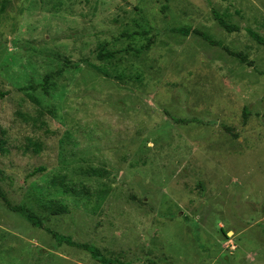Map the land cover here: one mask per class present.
<instances>
[{
  "label": "rangeland",
  "instance_id": "1",
  "mask_svg": "<svg viewBox=\"0 0 264 264\" xmlns=\"http://www.w3.org/2000/svg\"><path fill=\"white\" fill-rule=\"evenodd\" d=\"M0 125V264H264V0H0Z\"/></svg>",
  "mask_w": 264,
  "mask_h": 264
},
{
  "label": "trees",
  "instance_id": "2",
  "mask_svg": "<svg viewBox=\"0 0 264 264\" xmlns=\"http://www.w3.org/2000/svg\"><path fill=\"white\" fill-rule=\"evenodd\" d=\"M214 16L216 18V20L219 22V24L225 28L228 32H235V31H239L241 29V27L239 25L230 23L228 21H226L217 11L214 10ZM176 32H179L181 34L184 35H188L189 33L192 32V30L190 28H177L175 29ZM193 32L199 36H201L205 41H207L208 43L212 44V45H219L222 46L224 49H226L230 54H232V52L223 44H221L219 41H216L215 39H213L210 35H208L207 33L201 31V30H193ZM144 33H147V30H144ZM249 33L251 34L252 37H254L255 39H257L259 42H263V39L261 38V36L255 32L254 30L249 29ZM113 54L112 53H100L99 54V58H112ZM58 73V72H55ZM54 73H48L45 77H44V82L42 84H39V87L45 92L48 93V89L50 86V77L51 75ZM38 86L36 85H31V86H26L23 87L22 89L24 90H35ZM3 96V94H1ZM28 97L31 99V101H33L34 103L40 105L39 100L31 93H27ZM25 117V116H24ZM27 121L29 120H33L35 122H37L38 118H33L31 116H27L26 118ZM42 125H46V122H41ZM0 132L4 135L6 134V130L4 128H2V126L0 125ZM31 146L33 147L34 152L39 153L42 149V144L38 143V142H32ZM0 149L2 151L5 150V140H0ZM45 169L44 167H39L36 168L34 170V172L32 173V175H34L35 173H39V172H43ZM0 174H1V170H0ZM0 180H3L0 177ZM0 198L9 206V201L7 196L5 195V193L3 192L2 188L0 187ZM16 209V208H15ZM67 210V207L65 205H61L58 204L55 206L54 211H56L55 213H61V212H65ZM28 218L34 223V225L41 227L42 221L40 220V218L38 216H36L34 213L29 212L28 213ZM50 234H52V236L54 237L55 241L57 242V245H62V244H67L69 246H77L81 249H84L86 251H88L91 256L96 259L97 261L101 262L102 264H124L122 262H120L117 259H112V258H107L105 257L101 251L99 250V248H97L94 245L88 244V243H78L75 240H73V238L71 236H67V235H63L60 234L56 231L53 230H48ZM150 264H157L154 261H151Z\"/></svg>",
  "mask_w": 264,
  "mask_h": 264
}]
</instances>
